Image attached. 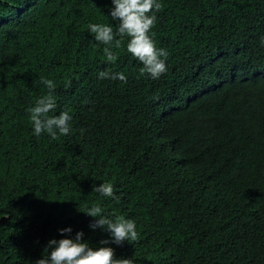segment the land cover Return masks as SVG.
Instances as JSON below:
<instances>
[{
    "label": "trees",
    "instance_id": "obj_1",
    "mask_svg": "<svg viewBox=\"0 0 264 264\" xmlns=\"http://www.w3.org/2000/svg\"><path fill=\"white\" fill-rule=\"evenodd\" d=\"M111 0H0V264H33L58 229L108 233L84 213L136 221L111 244L134 264H264V0H162L151 28L167 51L152 79L126 50L108 62L89 23ZM119 38V37H117ZM101 70L126 79H100ZM56 87L71 129L32 133L26 109ZM67 85V86H66ZM111 182L116 197L92 191Z\"/></svg>",
    "mask_w": 264,
    "mask_h": 264
},
{
    "label": "clouds",
    "instance_id": "obj_2",
    "mask_svg": "<svg viewBox=\"0 0 264 264\" xmlns=\"http://www.w3.org/2000/svg\"><path fill=\"white\" fill-rule=\"evenodd\" d=\"M161 8L162 0H111L108 16L116 24L89 23L87 30L95 42L104 45L103 53L108 62L116 60L113 49L119 48L123 38L127 37L126 50L141 63L140 73L157 79L167 71L165 60L168 53L156 47L150 31L156 21L155 13ZM260 44L264 47V37H261ZM98 77L121 81L126 79L123 72L110 73L105 70L99 71ZM247 78L254 84L263 83L264 69L258 67ZM42 82L48 91L26 109L28 120L35 136L46 133L51 139H56L58 135L69 134L72 116L70 110H61L58 115L50 114L57 109L54 95L56 85L47 78H42ZM92 191L103 197H116L113 185L108 181L94 184ZM84 213L94 218L89 222L90 229L99 228L108 233L106 238L100 240L101 246H90L82 239L83 230H77L73 235L72 227L66 226L58 229V232L68 235H62L60 239H49L44 249L46 254L37 258L33 264H134L131 257L116 258L114 248L110 245L137 240L136 221L123 216L109 218L102 214L99 205H93Z\"/></svg>",
    "mask_w": 264,
    "mask_h": 264
}]
</instances>
